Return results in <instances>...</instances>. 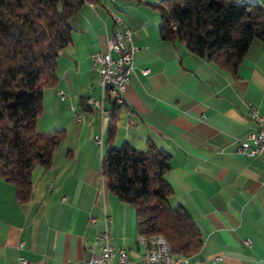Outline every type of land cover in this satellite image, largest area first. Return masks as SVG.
Here are the masks:
<instances>
[{
    "label": "crops",
    "instance_id": "0c3cea01",
    "mask_svg": "<svg viewBox=\"0 0 264 264\" xmlns=\"http://www.w3.org/2000/svg\"><path fill=\"white\" fill-rule=\"evenodd\" d=\"M161 1L104 0L97 11L84 3L70 18L72 41L59 53L58 81L45 88L37 120L38 131L64 136L51 166L34 167L29 201L20 203L15 186L0 177V264H22L20 257L26 264H83L108 218L130 264H145L135 208L109 190L101 173L110 114L101 122L87 103L100 94L91 56L106 47L111 9L136 31L137 47L114 144L146 150L152 142L171 154L169 201L192 213L203 239L190 264H264V153L237 151L256 127L250 106L264 116V42L252 40L232 76L183 42L161 38ZM238 1L264 8V0ZM101 128L102 146L94 142ZM217 256L222 260L213 261Z\"/></svg>",
    "mask_w": 264,
    "mask_h": 264
},
{
    "label": "trees",
    "instance_id": "16d2710c",
    "mask_svg": "<svg viewBox=\"0 0 264 264\" xmlns=\"http://www.w3.org/2000/svg\"><path fill=\"white\" fill-rule=\"evenodd\" d=\"M85 0H0V177L16 188L20 203L30 200L33 169L48 168L64 130L40 132L47 87L58 81L60 51L72 41L70 18ZM160 36L237 76L254 38L264 42V8L238 0H162ZM101 173L109 190L135 208L140 237L156 235L176 255L191 257L203 239L192 213L173 206L165 175L171 154L150 142L140 150L129 141L116 146L121 105L110 101Z\"/></svg>",
    "mask_w": 264,
    "mask_h": 264
},
{
    "label": "built area",
    "instance_id": "2783aa9c",
    "mask_svg": "<svg viewBox=\"0 0 264 264\" xmlns=\"http://www.w3.org/2000/svg\"><path fill=\"white\" fill-rule=\"evenodd\" d=\"M87 5L94 11L96 3L104 0H85ZM111 13L114 19V26L108 32L106 37V47L104 50H96L92 53L91 59L95 69L99 85L100 94L91 95L93 101L99 107L101 122L106 118L108 101H113L117 105L124 103V93L131 78V72L134 68L133 61L137 49L134 39L136 31L124 23L122 17L113 9ZM146 73L147 69L141 70ZM108 80H117V87H108ZM61 99H65V91L59 89L57 92ZM78 121H82L84 116L80 112H74ZM250 117L255 121L256 127L249 131L245 137L239 139L237 151L254 157L264 153V116L257 108L250 106ZM133 121L131 120L130 123ZM94 142L100 146L104 143L103 129L94 135ZM264 161V157H263ZM95 222V217L90 218ZM111 220L108 218L105 228L100 231L94 240V246L88 249V257L84 259L83 264H130L126 250L123 247L114 244V237L108 225ZM160 236L156 235V243L143 244L145 247V264H190V257L185 255H176L171 248V255L163 254V245L160 243ZM249 242V241H248ZM22 245V244H21ZM213 261L222 260L221 256L214 257ZM20 263L26 264L28 261L24 257L19 258Z\"/></svg>",
    "mask_w": 264,
    "mask_h": 264
},
{
    "label": "bare ground",
    "instance_id": "6f19581e",
    "mask_svg": "<svg viewBox=\"0 0 264 264\" xmlns=\"http://www.w3.org/2000/svg\"><path fill=\"white\" fill-rule=\"evenodd\" d=\"M85 4L87 5L86 1ZM108 87H117V80H108ZM66 97V94H65ZM87 103L89 106H91L93 109H96L99 111L98 105H96L93 101V97L90 95L87 98ZM113 109V107H112ZM112 109L106 110V116L109 115L112 112ZM141 243L143 244H150V243H156V236H150V237H141ZM160 243H164L163 245V254L164 255H171V245L168 241L160 239Z\"/></svg>",
    "mask_w": 264,
    "mask_h": 264
}]
</instances>
